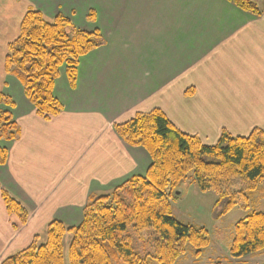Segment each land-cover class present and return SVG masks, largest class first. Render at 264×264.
I'll return each mask as SVG.
<instances>
[{
	"label": "crops",
	"instance_id": "crops-1",
	"mask_svg": "<svg viewBox=\"0 0 264 264\" xmlns=\"http://www.w3.org/2000/svg\"><path fill=\"white\" fill-rule=\"evenodd\" d=\"M29 10L48 22L62 15L104 40L80 58L74 86L60 69L54 96L62 113L51 120L38 116L19 80L5 71L8 47ZM261 10L254 16L226 0H0V93L14 102L19 127L18 138L3 144L0 264L35 238L44 243L53 221L81 225L92 197L146 175L149 153L115 129L138 113L161 110L207 145L224 132H264ZM1 190L26 209L25 224L8 213Z\"/></svg>",
	"mask_w": 264,
	"mask_h": 264
},
{
	"label": "trees",
	"instance_id": "trees-1",
	"mask_svg": "<svg viewBox=\"0 0 264 264\" xmlns=\"http://www.w3.org/2000/svg\"><path fill=\"white\" fill-rule=\"evenodd\" d=\"M226 1L254 16L263 13L252 0ZM89 19L94 20L93 13ZM103 45L98 31L78 30L62 15L48 22L42 13L29 10L21 21L18 38L8 47L5 71L19 80L38 116L51 120L62 113L54 96L60 69L66 67L74 86L80 58ZM13 107L12 99L0 93V166L8 159L3 144L19 136ZM115 129L130 146L149 153L152 164L146 175L129 179L109 194L92 197L78 227L66 228L62 222L53 221L44 243L35 238L30 247L2 264H176L190 246L196 250V257L202 255L211 239L205 228L181 223L174 217L173 192L190 183L203 192L217 194L215 219L219 220L238 206L236 197L248 202L256 185L264 182L262 130H255L249 137H232L224 132L215 145H207L180 131L158 109L138 113ZM236 182L245 191L230 195L228 189ZM1 195L8 213L25 224L26 209L4 190ZM131 229L154 232L152 255L142 257L136 252ZM68 236L71 240L66 248ZM262 251L264 213L251 211L235 225L230 257L241 259Z\"/></svg>",
	"mask_w": 264,
	"mask_h": 264
},
{
	"label": "rangeland",
	"instance_id": "rangeland-1",
	"mask_svg": "<svg viewBox=\"0 0 264 264\" xmlns=\"http://www.w3.org/2000/svg\"><path fill=\"white\" fill-rule=\"evenodd\" d=\"M264 10V0H252ZM259 115L257 114V118ZM257 189L250 199L245 202L242 196L236 197L238 206L229 211L221 219H215V209L218 195L213 192H203L197 185L190 183L182 185L172 193V210L174 217L181 223L194 227L205 228L211 239V245L196 257L193 246H190L186 254L176 264H264V251L241 258L230 257V244L235 225L244 219L251 211L264 213V182L256 185ZM245 191V187L236 182L228 189L230 195L237 191ZM220 211V210H219ZM136 252L142 257L152 255V244L156 236L151 230L129 231ZM71 240L68 236L66 248ZM152 264H158L154 261Z\"/></svg>",
	"mask_w": 264,
	"mask_h": 264
}]
</instances>
